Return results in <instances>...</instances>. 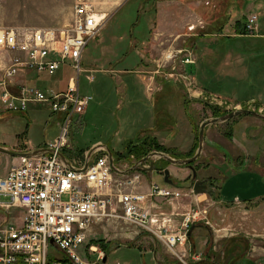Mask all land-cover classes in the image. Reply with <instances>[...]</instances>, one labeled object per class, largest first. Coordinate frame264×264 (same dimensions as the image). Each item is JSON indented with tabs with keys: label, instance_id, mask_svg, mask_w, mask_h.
I'll use <instances>...</instances> for the list:
<instances>
[{
	"label": "rangeland",
	"instance_id": "1",
	"mask_svg": "<svg viewBox=\"0 0 264 264\" xmlns=\"http://www.w3.org/2000/svg\"><path fill=\"white\" fill-rule=\"evenodd\" d=\"M76 1L78 0H0V30L6 27L62 28L70 21L73 5ZM82 1L90 3L97 11L106 13L108 19L98 36L89 42L84 58H82L83 66L92 68L93 71L80 75L79 88L82 94L89 95L91 99L87 105L86 115L83 113L79 118H74L68 127L67 138L71 148H73L72 150H85L100 143L105 144L113 151H121L125 140L152 132L166 146L178 145L180 149L185 150L188 148L184 145L185 141L187 143L191 139L190 119L195 120V134H197L201 121L205 120V116L208 117V113L212 116L209 110L213 108L225 112L238 108L259 110L257 105L252 106L242 103L243 101H233V99L236 101L243 100L252 95L253 90L250 86L244 91H242L244 89L242 86L250 78L251 70L260 72L264 70L262 56L254 52L258 43L250 41L249 38L248 40L239 38L237 41H226V38L220 40L214 36L198 39L201 30L204 29L203 26L206 23L208 25L214 22L215 19L212 17L217 9V1L215 4L211 0H185V3L173 0L168 4L164 3L168 7V11L173 12L171 17L166 15L164 17V25L167 26V29L169 28L170 33L161 34L159 36L161 38H156L154 42L151 40L152 33L159 31L155 21V12L157 11L155 4L148 3L145 5V0ZM221 1L223 11L232 9L228 2H234V0ZM243 1H240L241 11L234 14V17L231 16L230 21L248 12L249 14L256 13L260 15L257 18V26L259 27L260 22L264 23V8L261 6L252 11V4H250L252 1H247V3ZM254 1L256 3V0ZM118 5L120 6L118 7ZM225 33H229V30L227 29ZM132 38L143 41L144 47H149L153 43L158 48L161 47V53H164L163 57H160V51L156 55L158 51L156 50L154 51L156 57L152 59L148 55L150 51L147 50L145 54L148 61H146L145 67L144 65L136 66L139 59L137 52H140V48L143 46L140 44L135 47L131 46ZM133 41L135 43V40ZM181 49L182 53L189 52L192 54L195 61L192 66L196 69V74L193 73L195 79L199 85L206 84L207 90L215 91L211 93L220 96V106L214 105L215 100L213 101L211 94L200 93V95L208 97L205 99L209 101L208 103L202 102L203 99L197 94L191 93L195 97L188 98L187 96L190 94L185 87V97L189 100V106L186 107L183 97L180 95L182 88L178 86L181 82L174 83L172 79L169 82L174 85L178 84V89L171 92L165 90L163 93L160 92L161 89L158 90L160 79H154V75H162V71L164 73L170 72L171 66H177L181 56L179 50ZM165 55H172L174 59L168 60ZM109 69H112V72H108ZM177 69H181V67L178 66L175 70ZM185 72L189 75V65L185 66ZM71 74L70 69L61 67L56 73L52 75L42 74L41 77L48 84L46 89H51L63 85ZM87 74L92 75L91 81L86 79L85 75ZM169 82L168 84H170ZM40 85L44 86L45 83L42 82ZM124 86H126V90H124ZM166 111L170 116L167 115ZM55 119L49 108L42 104L30 105L24 114L6 112L2 110L0 104V142L16 143L17 135L26 130L25 140L29 146L42 144L58 134L59 125L58 122L56 124ZM160 122L162 125L167 124L166 128H157ZM177 129L178 134H183V137H179L176 132ZM223 130L227 131V128ZM236 136V139H240L239 135ZM218 146L220 149L221 146ZM223 146L224 152L229 155L232 148L227 144ZM102 149L104 150V148ZM102 149L97 151L98 154L103 152ZM213 161L198 176L217 178L222 201L232 202L237 199L243 203L224 204L220 200H214L208 194H195L189 186L186 188V190L189 189L186 198L181 199L180 204H175L174 212L177 214L175 218L196 207L203 210L200 219L195 221L187 232L193 237L196 245L193 252L200 254V259L205 258L206 253H208L215 262L225 264L232 253H228L227 257L223 258V249L225 247L227 249L230 245L224 239L231 236H237L238 241L243 244L247 243L245 242L247 241L246 238H253L254 243L260 247L254 253L259 255V260L264 259V211L261 210L264 209V199L256 200L261 208L255 211L252 210L255 208V203H250L249 206L245 203V201L254 200L255 197L264 195L261 194L264 193V177L258 176L256 170L249 163L247 164L245 161L236 163L233 157L226 156V160L223 162L215 158ZM182 165L169 164L167 166L169 169L168 177L174 178V180L184 177L182 174L186 172L187 167ZM6 166V163H0V173ZM121 166H125V164L122 163ZM153 172L152 179L154 182L160 186L169 185L164 181L163 172ZM196 179H199L197 175ZM181 182L184 183L183 187H186L185 180ZM212 191L215 193V189ZM5 199V197L0 196V201ZM167 207L169 209V206ZM15 208L22 210L18 206L11 207L6 212L5 217H12ZM207 220L209 224L205 223ZM258 220H262L263 223L258 224ZM9 221L13 222L15 219L11 218ZM100 226L96 225L93 228V232L88 236L90 242L99 239L104 242L106 239H111L114 241V246L117 243L133 246H121L115 253L111 249L107 253L105 263L101 259L95 258L97 252L103 251V249L97 248L94 253H88V257L85 252L82 255L80 250L83 249V246H81L78 252L80 251L81 254H79L82 258L87 259L88 257L87 260L90 264L173 263L174 258L162 247L153 234L144 232L139 227L128 225L125 230L119 232H125V234L118 235V222L109 224V226L105 224ZM138 238L147 242L135 243L134 241ZM186 243V247L191 244L188 240ZM242 243L235 244L240 246L238 251H245ZM136 245H143L142 249L139 250L138 247H135ZM52 255L64 256V253L51 245L49 256ZM259 260L258 262H261ZM234 264H256V262L247 258L237 260Z\"/></svg>",
	"mask_w": 264,
	"mask_h": 264
},
{
	"label": "built area",
	"instance_id": "2",
	"mask_svg": "<svg viewBox=\"0 0 264 264\" xmlns=\"http://www.w3.org/2000/svg\"><path fill=\"white\" fill-rule=\"evenodd\" d=\"M107 19L106 13L78 0L73 5L70 21L62 28L0 30L3 109L23 111L30 105L42 104L61 118L58 134L45 143L48 152L21 156L6 175L0 176V196L7 199L0 201V206L24 209L20 224L0 225V264H49L50 240L72 264H89L78 249L96 222H118L119 231L131 225L153 234L178 264H197L200 260V255L187 250L184 244L189 224L199 220L203 210L196 207L182 213L180 222L174 221L175 204H180L189 191L161 187L154 182L142 191L141 172L125 171L117 163L113 164L114 169L107 155L91 158L86 166L84 159H75L69 167L58 154L68 147V127L74 118L83 114L91 99L79 88L80 75L93 71L83 66L82 57ZM244 32L248 35L257 32L256 14L247 15ZM182 52L179 50L178 65L162 74L166 79L181 82L191 97H195L191 93L197 94L205 102L208 97L200 95L203 91L185 72V66L194 63L192 54ZM165 57L174 59L172 55ZM63 66L70 67L72 74L62 91L45 90L19 81L25 71L51 75ZM178 66L181 69L175 70ZM85 77L89 81L93 78L90 74ZM203 93L211 94L215 106L221 105L219 95ZM131 160L135 162L133 156ZM161 203L170 205L171 211L163 212ZM88 250L94 251L91 246ZM101 257L102 252H98L96 258Z\"/></svg>",
	"mask_w": 264,
	"mask_h": 264
},
{
	"label": "crops",
	"instance_id": "3",
	"mask_svg": "<svg viewBox=\"0 0 264 264\" xmlns=\"http://www.w3.org/2000/svg\"><path fill=\"white\" fill-rule=\"evenodd\" d=\"M172 1L173 0H145L144 1L145 5H147L148 3H152V4H155L156 7H157V11L155 12V21L157 22L156 26L159 27V31L155 32V33H152V39H151L152 42L156 41V38H161V37H159L161 34L170 33L169 32V28L167 29V26L164 25V19H165L164 17H165V15L171 17L173 12H169L168 11V7H166L164 5V3L168 4V3L172 2ZM193 1H195V0H193ZM240 1H242V0H239V3H240ZM247 1H252L250 3V4H252V9H253V10L251 9L252 11H254V8L259 9L261 6L264 8V6H263L264 5L263 4L264 0H256V3H255L254 0H244L243 2L247 3ZM178 2L185 3L184 0H180V1L178 0ZM244 3H242V4H244ZM120 5H118V7ZM247 6H249V4ZM239 9H240V7L238 8L237 12L240 11ZM216 12L221 13L222 11H217L216 10L215 13ZM233 13H231V16H233L232 15ZM247 15H249V12L247 14H243V15H241L239 17L243 16L245 18L244 19V21H245L246 18H247ZM258 16H260V15H257V18H258ZM235 20H236V18H234L233 21H229V23L227 24V26L225 28H223V30H221V31H219V30L211 31L207 35L204 34V36L205 37L214 36V37H218V38H222L223 36H230L231 38H233L234 36L235 37H239V36H243L244 35V36L248 37L250 41L258 43L257 48L254 49V52L257 53V54H260V56H262V61L264 62V23L260 22L259 27L257 26V32H255L252 35H248V34H244V33L243 34L239 33L241 30H243V27L239 28L238 30L237 29L233 30L234 28L232 29V26H234L233 23H234ZM161 26H163L164 28H162ZM258 28H259V31H258ZM227 29L229 30V33H225ZM239 34H241V35H239ZM205 37H200V38H205ZM200 38H198V39H200ZM133 40H135V43H134ZM142 43H143V41H138L137 39H134V38H132L131 42H130L131 46H134V47L138 46V44L143 46ZM153 44H151V45H153ZM151 45L149 47H144L143 46V47L140 48L141 51L137 52L139 59L136 62V66H143L144 65V67H145V64L147 63L146 61H148V59L146 57V54H145L147 52V50L150 51V53L148 55L152 59L156 57V56H154V54H155L154 51L158 50L156 55L158 54L159 51L161 53V47L158 48V46H156V45H153L151 47ZM84 54H85V51L83 53V57L82 58H84ZM163 55H164V53L162 52L160 54V57H163ZM83 64H84V62H83ZM188 65L189 66L193 65V63L188 64ZM63 67H66V68L70 69V71L72 73V69L70 67H68V66H63ZM94 68H96V67H94ZM96 69H98V68H96ZM57 71H55L54 73H56ZM107 71L108 72H112V69H109ZM255 71H256V73L253 76V78L252 79L249 78L243 84L242 87H244V89L242 91H244L245 88L249 87V85L251 83H253V86H256V89L258 90V92L255 95H254V93H252V95H250L248 98L243 99V100H237L236 101L235 99H233V98L232 99L235 102H242L243 101L242 103H247V104H250L252 106L253 105H257L258 108H259L258 111L264 113V70H262V72L257 71V70H255ZM42 74H47V73L46 72L38 73V72H35V71H25V72H23V75H21L19 77V81L25 82V83H27L29 85L37 86V87H39L41 89H46L48 84L45 81V79L41 77ZM47 75H50V74H47ZM189 75L191 76V78L193 79V81L195 83V86L199 90H201L203 92H209V93L215 92V91L207 90V88L205 87L206 84H203L202 86L199 85V83L197 82V79H195L193 73L189 72ZM156 78L160 79V83L158 85V90H160L161 86H162V82H165V80H164V77L162 75L161 76L160 75L159 76L154 75V79H156ZM42 82L45 83L44 86L40 85V83H42ZM67 82H68V80L65 81L63 85H60V87L56 86V87H52L51 89H53L55 91H62V90H64L66 88ZM177 85L178 84H176V86H174L173 88L174 89H178V86H180L182 88V89L180 88L182 90V91L180 90L181 91L180 94H182V95L184 94L185 95L184 88H183L182 84L180 83L178 86ZM124 90H126V86H124ZM87 110H88V107L85 108V111H84L83 115H86V111ZM209 112H211V111L209 110ZM166 113H167V111H166ZM208 114H209L208 117H206V116L204 117L205 120L208 119V118H212V116H210V113H208ZM222 122L226 123V124H223ZM222 122L219 121V122L207 124L204 127V139H203V144H202L201 155H199V157L197 158L196 162L194 163V166L196 167L197 178H199L201 180H209V179L210 180H214L216 182V184H218V195H219V197H220V194H219L220 185H219V181L217 180V178H215L213 176H208V177H201V176L199 177L198 176L199 173H203V171L209 166V164L211 163V161L214 160V158L216 160L220 161V162L225 161L226 160V156L233 157V159H234V161L236 163H241V162L245 161L247 164L249 163L250 166H252L256 170L258 176L262 175L264 177V120L260 119L259 117L254 116V115H251V114H244V115H240V116H237L235 118H232L231 120H225V121H222ZM166 126H167V124L165 125L164 128H166ZM225 128H227V131L231 130V134H232V136H230L231 139L224 135V130L223 129H225ZM157 132H160V131H157ZM176 132H177V134L179 133L178 129H177ZM149 134L154 135L157 138V135H155V133L152 132V133H149ZM178 135H179V137H183V134H178ZM236 135H239L240 139H236V137H237ZM158 141H159V139H158ZM45 142H47V141H45ZM160 143L166 145L164 142H160ZM193 143H194V134H193V130L191 128V139H190V141H187V143L185 141V144H184L185 147L188 146V148H185V150H182V149H180L178 147V145L177 146L176 145H167V146L174 147V148H176L179 151L181 150V152H187L188 150L191 149ZM24 144H26V147L25 148H20V142H18V140H17L16 143H10V144H6L5 142H0V146H4V147H6V148H8L10 150L17 151V152L24 150L26 152H30L31 153V152H35V151H37V150H39V149H41L43 147V143L42 144H37V145H34V146H29L26 143V141H24ZM224 144H227V145H229L232 148V151H231V153L229 155H227V153L224 152V150H223V147H224L223 145ZM218 145L221 146L220 149H219ZM89 148L85 149L82 154H79L75 150H72V149L69 150L68 149V150H66L65 156L71 162L75 161V159L82 160L85 157V154H86L85 152ZM18 161H19L18 156H9L7 154H4V153L0 152V163L3 162V163H6V165H7L3 169V171L0 173V176L5 175L9 171L10 167L12 165L18 163ZM120 161H122V159ZM152 173H154V172L153 171L142 172V174H143V183H142V188L141 189H143V190H147L148 189L149 183L151 181H153ZM184 173L182 174L184 176L182 178L179 177L176 180H174V178H172V184H171L172 188H177V187H180V186L183 187L184 183L181 182L182 180H185V186H188L190 184V180L188 182V179L187 180L185 179L186 177L189 176L190 169L187 168L186 172H184ZM261 194H264V193H261ZM262 199H264V195H260L258 197H255L254 200L245 201V203H247L248 206H249L250 203H255L254 204L255 208L251 207L252 210L255 211V210L261 208V206H259V202H256V200H262ZM220 201L223 202L224 204L235 203L234 201H232V202L231 201L230 202L229 201L224 202L221 199H220ZM163 207H162V211H167V212L169 211L167 205H163ZM261 210L264 211V209H261ZM8 211L0 206V224H9V223L20 224L21 221H22V216H23V208H22V210H18V209L15 208L14 212L12 213L13 214L12 217L6 218L5 214ZM11 218H14L15 221L10 222L9 220ZM257 223L258 224H262L263 221L262 220H258ZM104 224L109 226V224H106L104 222H101V223L96 222V223H94L92 225L91 232L89 233V235L93 232L92 230H93L94 227H96V225L104 226ZM119 232L120 231L118 230V233ZM122 233L125 234V232H122ZM122 233H119L118 235H122ZM88 236H87V240H86L85 244L82 245L83 249L80 250V251H82V255H84V252H85L86 256H88V253H90L88 251L87 247L91 246L96 251H97V248L99 249V246L97 244H94V243H92V241L91 242L89 241ZM239 238L240 239H244V238H241V237H239ZM246 239H247V241L243 240V241L248 243V247L245 249V251L239 253V251L237 250L238 248H236V251H234V252L232 251L231 252L232 255L233 256H236V255L237 256H242L241 254L245 253L246 258L252 259L254 262H256V264H260L261 262L264 264V259L259 260L260 259L259 255H256L254 253L260 248L259 246H257V244L254 243L255 240L253 238H250V237L246 238ZM224 240H226V238ZM89 242H90V244H89ZM134 242L135 243H144V242H147V241L146 240L142 241L140 238H138ZM189 242H191L190 246H191V248H194V251H195L196 245L194 243V240H193L192 236H191V239L189 240ZM102 243L104 244L105 248H102V247H100V248H101V250L103 249V251H104V253H103V251H101V252L103 254V260L105 259V261L107 260V256H108L107 253L111 249L115 253V251H117L121 246H133L131 244L127 245V244H122V243H117L116 246H114L115 245L114 241L111 240V239H109V240L106 239V240H104V242L102 240ZM236 243H241V242H239L237 240ZM142 246L143 245H136L135 247H138V249L141 250ZM149 250H151V249H149ZM80 251H79V253H80ZM209 251H210V249H209ZM153 252H154V250H153ZM224 252H225V249H223L222 254H223V258H226L227 256L224 254ZM205 256H206L205 258H208L210 261L215 262L212 258L209 257L208 253H206ZM61 257H63V256H56V255H52L51 257L49 256L50 264L51 263L56 264L55 263L56 262L55 258L57 259V258H61ZM205 258L203 257L202 259H205ZM257 259L259 261H261V262H258ZM103 260H102V262L105 263V261H103ZM215 263L216 264H222V263H219V262H215ZM58 264H63V263H58Z\"/></svg>",
	"mask_w": 264,
	"mask_h": 264
},
{
	"label": "trees",
	"instance_id": "4",
	"mask_svg": "<svg viewBox=\"0 0 264 264\" xmlns=\"http://www.w3.org/2000/svg\"><path fill=\"white\" fill-rule=\"evenodd\" d=\"M186 1H192V0H186ZM215 1H217V9L216 10L217 11H222V12L221 13H218V12L215 13V15L212 17L213 19H215L214 22H212L211 24H208V25L206 23L203 26L204 29L201 30V34L199 35L198 38L205 37L204 34H208L211 31H215V30L221 31V30H223V28H225L227 26V24L229 23L230 19L232 18L231 17V13L234 12L232 15L237 14V10L240 7L239 0L238 1L234 0V2H228L229 7L232 8L230 11H223L222 10L223 4L221 5L222 1L221 0H211V2L213 4H215ZM241 9L242 8H240L239 10L241 11ZM244 19L245 18L243 16L236 18V20L233 23L234 26H232V29L234 28L233 30H236V29L238 30L239 28H242L243 25H244V22H245ZM211 25H213V26L210 27ZM239 33L243 34L245 32H243V30H241ZM239 35H241V34H239ZM225 38H226V41H234V40L237 41L239 38H244V39L248 40V37H246L244 35L243 36H239V37H235L234 36L233 38H231L230 36H223L222 38H218V39L224 40ZM189 72L196 74V69H194L193 66L190 65L189 66ZM255 73H256L255 70H251L250 71V78L251 79L253 78ZM168 82L169 81H165L163 83V85L161 86V91L160 92L163 93V92H165V90H168L170 92L173 91V89H174L173 87L176 86V85H174L171 82H169L170 84H168ZM249 86L252 88L254 94L256 92H258V90L256 89V86H253V83H251ZM205 87H207V85H205ZM180 95H182V94H180ZM182 97H183L184 105L186 107H188L189 106V100H187V98L185 97L184 94L182 95ZM210 111H211L212 117H219V116H223L224 114H226L225 111L217 110L215 108L211 109ZM8 112H10V111H8ZM12 113L24 114L26 112H12ZM52 114H54V118H56L55 122L57 124V122L59 121V117L55 113H52ZM167 115H169V114H167ZM190 122H191L192 130L194 131V143H193L191 149L188 150L187 152H181V151L177 150L174 147H169V146H166L164 144H161L154 135H151L149 133H143L140 137H136V138H133V139L125 140L124 143H123L121 151H113L112 149H110V151L112 153V156L116 160L122 159V158H128L130 154H133L136 158L141 159L142 157H144L147 154H149L151 151H160V152L166 153L170 157L176 158V159L191 157L195 153L196 148L198 146V133L195 134V120L192 118V119H190ZM156 123H157V121H156ZM161 125H162V122H160V124L157 125V128H160V127L164 128L166 124L162 125V126ZM198 130H199V126H198ZM25 133H26V130L23 131L21 134L17 135L18 141L20 142V148H25L26 147V144H24V141H26L25 140ZM224 135L227 136V137L232 136L231 130L224 131ZM75 151L78 152L79 154H82L84 152V150H76V149H75ZM195 162H196V160L193 161L192 164H194ZM154 164H155L156 171L160 172V171H162L164 168H166L169 165V162L167 160H165V159H161L160 158L159 160H156L154 162ZM184 166L187 167L186 164H184ZM194 168L196 169L195 166H194ZM185 179H191V177L189 176V177H187ZM206 182L209 185V187L213 186L215 188V193L211 190L210 193H209V196H211L214 200H220V197L218 195V184H216V182L214 180H210V179L206 180ZM231 237L226 238V240H224L226 243L230 244L227 249L225 247L224 254L226 256H227L228 253H230L232 251L233 252L236 251V248H240L239 245H235L236 241L239 240L238 238H236L237 236H231ZM188 239L189 240L191 239V235L188 236ZM92 243L97 244L99 247L105 248V246L102 243L101 239L92 240ZM243 245H244V249H246L248 247V243H245ZM192 250H194V248H192ZM241 252H243V251L239 250V253H241ZM241 255L242 256H237V255L233 256L232 255V256L228 257L229 260L225 264H234V262L237 261V260L247 259L246 256H245V253H242ZM55 261L56 262H61L63 264H67V263L70 264L68 258L65 255L63 257H61V258H57V259L55 258ZM197 263L198 264H216L215 262L210 261L208 258L199 260Z\"/></svg>",
	"mask_w": 264,
	"mask_h": 264
},
{
	"label": "water",
	"instance_id": "5",
	"mask_svg": "<svg viewBox=\"0 0 264 264\" xmlns=\"http://www.w3.org/2000/svg\"><path fill=\"white\" fill-rule=\"evenodd\" d=\"M243 114H251L254 115L256 117H259L260 119L264 120V114L256 111L254 109H249V108H240V109H236V110H232L226 114H224L223 116H219V117H213V118H208L206 120H204L203 122H201L200 127H199V131H198V146L197 149L195 151V153L188 158H180V159H175L170 157L169 155L163 153V152H159V151H153L151 153H149L148 155H146L145 157L141 158L140 160H138L132 167L135 168L136 166H138L139 164H142L143 162H145L149 157L152 156H158L161 158H164L165 160H167L170 164H179V165H184L186 164L188 168L191 169L192 172V178L194 179V183H193V190L196 193H208L209 191L207 190V184L205 183L204 180L201 179H196V170L193 168V165L191 164L193 161H195L198 156L200 155L201 149H202V143H203V139H204V127L207 124H211V123H215V122H222L225 121L227 119L233 118V117H237ZM105 148L108 157H109V161L113 166V159H112V155H111V151L110 149L105 145V144H96L95 146H92L87 154H86V159H85V166L87 165L91 155L99 148ZM40 151H48V149L43 148L40 149ZM0 152L7 154L9 156H21V155H26L27 153H21V152H15L13 150L7 149L3 146H0ZM60 158L66 163L67 166L71 167L69 162L67 161V159L65 158L64 154L61 152H58ZM115 169V168H114ZM147 171H153L155 170V165L153 163H151V165L146 168ZM163 174H164V181L165 183L171 184L172 180L168 177L169 175V169L165 168L163 170ZM50 242L52 243V240H50ZM105 261V259L103 260Z\"/></svg>",
	"mask_w": 264,
	"mask_h": 264
}]
</instances>
